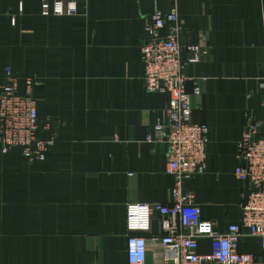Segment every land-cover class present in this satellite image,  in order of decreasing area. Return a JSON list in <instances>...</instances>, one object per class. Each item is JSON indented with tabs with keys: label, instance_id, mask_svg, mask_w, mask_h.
Returning a JSON list of instances; mask_svg holds the SVG:
<instances>
[{
	"label": "crops",
	"instance_id": "obj_1",
	"mask_svg": "<svg viewBox=\"0 0 264 264\" xmlns=\"http://www.w3.org/2000/svg\"><path fill=\"white\" fill-rule=\"evenodd\" d=\"M75 1L74 16H43L41 0H0V85L5 69L23 93L33 76L43 160L0 152V264H129L127 205L171 203L166 146L146 140L165 122L169 93L143 81L141 47L150 14L167 0ZM182 45L205 53L188 64L192 120L208 126L206 167L192 176L203 219L224 233L240 219L246 182L235 175L247 119L264 132V0H177ZM187 54L184 52L183 58ZM155 214L147 264H161ZM210 239H198V252ZM239 251L258 253L244 237Z\"/></svg>",
	"mask_w": 264,
	"mask_h": 264
},
{
	"label": "built area",
	"instance_id": "obj_2",
	"mask_svg": "<svg viewBox=\"0 0 264 264\" xmlns=\"http://www.w3.org/2000/svg\"><path fill=\"white\" fill-rule=\"evenodd\" d=\"M169 9L154 10L146 25L148 39L141 47L143 81L150 92L166 91L169 102L165 122H158L147 136L150 143H163L167 156L166 173L174 178L171 203H139L127 205L126 252L129 264H147L146 237L151 221L158 214L161 233L152 236L163 250L161 264H264V132L261 122L247 119L244 132L236 143L235 175L246 182L241 192L240 219L224 233L215 230L213 220L203 219L200 206L186 182L206 167L208 126L192 120V96L201 91L186 90L188 64L200 61L205 53L198 44L182 45L179 41L180 20L177 0H167ZM43 16H74L75 1L41 0ZM184 52L187 54L183 58ZM0 85V152L18 149L29 161L43 160L54 138H40L39 116L33 89L37 80L24 78V92L9 67ZM210 239V249L198 252V239ZM259 240V252H241L244 237Z\"/></svg>",
	"mask_w": 264,
	"mask_h": 264
}]
</instances>
